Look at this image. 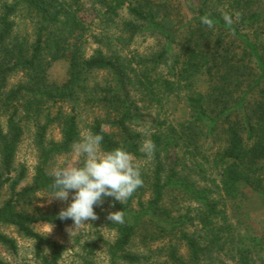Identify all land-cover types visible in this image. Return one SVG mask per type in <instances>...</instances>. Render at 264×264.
<instances>
[{"label":"trees","instance_id":"trees-1","mask_svg":"<svg viewBox=\"0 0 264 264\" xmlns=\"http://www.w3.org/2000/svg\"><path fill=\"white\" fill-rule=\"evenodd\" d=\"M139 34L158 47L131 49ZM59 61L67 64L63 81L50 77ZM171 98L184 102L185 117L169 118ZM87 108L99 112L87 126L103 135V149L133 154L144 181L124 205L106 197L94 206L124 213L123 224L106 219L113 241L99 236L107 264L154 255L169 264H259L264 232H238L226 201L243 186L264 193V0H0V225L33 240L29 264H68L66 245L34 225L72 220L36 200L52 193L55 159L72 151ZM53 126L59 139L48 135ZM30 128L37 162L27 181L17 151ZM145 140L155 146L151 156ZM191 170L211 183L202 185ZM136 241L148 250H134ZM0 244L19 248L1 229ZM85 247L91 254L97 243ZM85 264L99 263L89 255Z\"/></svg>","mask_w":264,"mask_h":264},{"label":"rangeland","instance_id":"rangeland-1","mask_svg":"<svg viewBox=\"0 0 264 264\" xmlns=\"http://www.w3.org/2000/svg\"><path fill=\"white\" fill-rule=\"evenodd\" d=\"M186 12V11H185ZM125 17L127 14L123 13ZM96 46L95 43H90L87 48V52H92V48ZM158 47L157 40L153 37L139 34L135 37L133 43L131 44V49H138L139 51H151ZM21 75L17 74L11 78V83L17 82ZM51 79L57 81H63L67 77V64L64 61L55 62L50 68ZM155 113V110H153ZM99 113L96 110L87 108L81 111L80 115V125L81 132L89 131L87 124L91 121L95 114ZM168 116L174 121L176 119L183 118L187 115V109L184 102H178L175 98H171L168 101ZM161 116H164V112H161ZM145 130H149L147 126L142 127ZM49 137H54L55 139L60 138V131L56 126L49 129ZM145 144H148V140H145ZM144 144V145H145ZM76 157L71 151L56 157L53 169L62 166L66 161H75ZM17 161L19 163H25L29 168L28 180L30 181L34 174V167L37 162V149L34 143L33 128L26 129V132L19 144L17 151ZM189 162V161H188ZM52 169V170H53ZM192 176L196 178L202 185L210 184L209 179H204L201 173L197 170H191ZM207 176L218 177L217 172H210L206 174ZM243 194L240 195L235 200L226 201L228 216L230 221L233 223L238 232L243 235L249 236L253 234L262 235L264 232V193L252 189L248 186H243ZM51 194L48 192H41L38 194L36 202L44 207L45 209H63L66 208L72 200L73 193H70L68 201H62L58 199H51ZM97 213L98 219L92 221H86L87 225L84 227L73 231L72 236L70 235L68 229L72 227L74 229L73 221L66 223L63 226H58L55 224L47 222H37L34 226L35 229L56 239L57 241L66 245L65 261L68 264H85V257L91 255L94 260L99 264H107L109 262V256L103 243L100 239L102 238L113 241L116 237V231L114 228H110L107 224V211L102 209L99 211L94 209ZM0 229L9 235L16 238L18 243V251L13 253L6 249L0 244V257L7 261V264H29L33 262L34 259V242L31 238L21 234L16 227L12 225H0ZM91 243H97V250L94 253L88 252L85 245ZM158 243H153L152 248H156ZM134 250H148L143 247L139 241H136L132 247ZM184 254H186V246L181 244L180 249ZM259 256L257 261L259 264H264V250L259 251ZM165 257L154 255L152 259L144 261L139 264H169L165 261ZM229 264H239L232 259H226ZM120 264H130L122 262Z\"/></svg>","mask_w":264,"mask_h":264},{"label":"clouds","instance_id":"clouds-1","mask_svg":"<svg viewBox=\"0 0 264 264\" xmlns=\"http://www.w3.org/2000/svg\"><path fill=\"white\" fill-rule=\"evenodd\" d=\"M224 19L226 24L233 22L227 14ZM201 22L209 28L213 27L209 15L202 16ZM103 139L99 133L82 132L71 145L76 160L66 161L51 173L54 179L51 199L68 201L70 193H73L71 203L58 214L62 220L73 221L74 229H68L71 236L73 231L87 225L86 221L98 219L94 206L103 204L106 197L124 205L144 183L133 154L122 147L105 151ZM154 148L150 143L143 145L149 156ZM107 218L111 223L125 222L122 210L110 212Z\"/></svg>","mask_w":264,"mask_h":264}]
</instances>
